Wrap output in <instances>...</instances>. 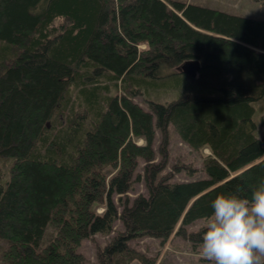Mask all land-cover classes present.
<instances>
[{
  "label": "trees",
  "instance_id": "16d2710c",
  "mask_svg": "<svg viewBox=\"0 0 264 264\" xmlns=\"http://www.w3.org/2000/svg\"><path fill=\"white\" fill-rule=\"evenodd\" d=\"M0 41V160L13 159L0 175L3 263L85 264L81 244L100 234L97 264H162L130 242L185 235L217 195L264 179V19L180 0H0ZM191 60L194 78L181 71ZM172 76L181 97L145 96ZM170 125L210 151L207 177L162 174L168 150L155 162L154 141ZM134 182L148 194L127 197Z\"/></svg>",
  "mask_w": 264,
  "mask_h": 264
},
{
  "label": "rangeland",
  "instance_id": "374dc122",
  "mask_svg": "<svg viewBox=\"0 0 264 264\" xmlns=\"http://www.w3.org/2000/svg\"><path fill=\"white\" fill-rule=\"evenodd\" d=\"M188 3L198 4L201 6L218 9L228 13L247 16L257 19H264V7L260 1L256 0H180ZM0 41V45H2ZM177 77H169L166 80L163 79L159 85L153 86L154 88H149L148 93H145L146 97L156 100L160 103H168L175 99H178L183 95L182 85L177 84ZM106 81V80H105ZM108 82V81H106ZM75 89L70 92V98L75 97ZM146 97H137L135 101L139 103L142 107L149 110V104ZM257 107L256 122L259 126L258 134L262 136L264 134V100L256 102ZM168 141L165 144L164 135L160 130H157L154 149L157 151L158 155L155 162H160L162 156L160 154L161 147L166 145L168 150V163L164 169V175H168L171 181H188L193 179L205 178L206 173L203 170L204 155L210 154V151L206 148L204 150H194L186 143L182 142L180 136L175 131L174 127L170 125L167 130ZM138 144H144V140L139 138L136 141ZM13 163L12 158L1 159L0 160V175L9 174V165ZM139 167L134 173V178L136 174H142L144 172L145 163L141 160ZM188 170H192L188 173ZM108 172H112L108 169ZM191 174V175H190ZM136 181V180H135ZM140 194H148L147 188L143 182H134L132 189L128 193L127 197L134 198ZM120 197L115 196V201L119 202ZM125 200V196L122 197ZM97 211L102 213L104 208L101 206L97 207ZM208 218L200 219L190 226H187V231L185 235H173L165 244L161 240L153 237H144L132 240L130 242L131 246L146 253L150 257H158V263L162 264H211V262L205 260L200 255V245H193L189 241L187 235L191 232H196L202 229ZM122 227L121 221L116 223L117 229ZM53 234V230L47 229V234L43 242L49 238L50 234ZM109 236H103L100 234L93 235L91 238L84 240L81 244L80 251L86 257L85 264H97V251L100 247H103L108 241ZM4 247V242L0 240V264H5L1 260V251Z\"/></svg>",
  "mask_w": 264,
  "mask_h": 264
},
{
  "label": "clouds",
  "instance_id": "9594fccd",
  "mask_svg": "<svg viewBox=\"0 0 264 264\" xmlns=\"http://www.w3.org/2000/svg\"><path fill=\"white\" fill-rule=\"evenodd\" d=\"M201 229L200 255L211 264H264V179L249 196L217 195Z\"/></svg>",
  "mask_w": 264,
  "mask_h": 264
},
{
  "label": "water",
  "instance_id": "95a60500",
  "mask_svg": "<svg viewBox=\"0 0 264 264\" xmlns=\"http://www.w3.org/2000/svg\"><path fill=\"white\" fill-rule=\"evenodd\" d=\"M200 70V64L196 60L187 61L181 68V71L189 77H196Z\"/></svg>",
  "mask_w": 264,
  "mask_h": 264
}]
</instances>
